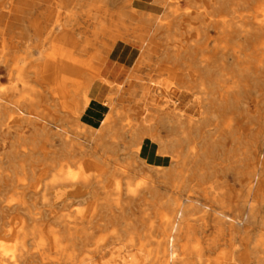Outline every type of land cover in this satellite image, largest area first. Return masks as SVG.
I'll list each match as a JSON object with an SVG mask.
<instances>
[{
  "label": "bare ground",
  "instance_id": "1",
  "mask_svg": "<svg viewBox=\"0 0 264 264\" xmlns=\"http://www.w3.org/2000/svg\"><path fill=\"white\" fill-rule=\"evenodd\" d=\"M48 1L0 0V30L16 33L0 46L1 63L29 47L25 33L39 28L24 16ZM56 1L66 18L54 37L64 49L34 69H6L13 83L0 91L1 146L11 147L0 155V218L14 215L40 248L47 242L70 264H264V0H187V34L175 19L179 0H158L150 12L135 0ZM107 37L110 50L93 53ZM125 45L129 91L114 85L111 112L83 125L91 74ZM229 62L237 71L225 72ZM143 67L146 83L135 84ZM136 87L140 106L118 111ZM21 89L26 96L13 100ZM54 139L61 149L45 144ZM82 139L96 146L78 147ZM76 206L72 216L57 212ZM62 238L73 243L62 248ZM91 245L93 255H84ZM25 247L6 258L12 249L0 243V264H35Z\"/></svg>",
  "mask_w": 264,
  "mask_h": 264
},
{
  "label": "rangeland",
  "instance_id": "2",
  "mask_svg": "<svg viewBox=\"0 0 264 264\" xmlns=\"http://www.w3.org/2000/svg\"><path fill=\"white\" fill-rule=\"evenodd\" d=\"M112 1H116V0H109V3H112ZM180 4H179V12L176 14L175 19L179 20V26L181 28V34H187V33H193V31L191 30L190 26H189V22H185L184 20H190L191 16H184L182 13L187 10V8H189V4L187 3V0H179ZM135 2H137V0H135ZM59 1L56 0H51L50 2L48 1L46 2H40L37 6H34L35 9L32 12V14L30 16H24L26 18H28L29 20L31 19H37V26H38V31L35 30L34 32V28H28L27 32L25 33V36H30V44L29 47L27 48H18L14 51H9V53L5 54V58L6 60L4 62H0V91H7L11 86L13 81H9V79L7 78L8 76V70L6 71V69L9 70H16L18 69H34L35 66H39L40 64H43V55H47L49 53H51L54 49L56 50H63L64 49V45L60 42V38H55L54 35L57 34L56 32V27L59 25V23L61 24L63 22V20L66 18L65 17V12L63 9L59 8ZM201 6V5H200ZM197 7H199L198 5L195 7H191L192 11H196ZM116 6L110 5L109 6V10L114 11L116 10ZM136 9L143 11V12H150L147 8H141L138 6H135ZM166 12V9H164V7H160L158 10L157 15L160 16H164ZM20 18V17H19ZM16 19V18H15ZM17 22V19L16 21ZM132 27L136 28V27H141V25H136L137 22L136 21H132ZM130 22H127V24H131ZM52 24V27L54 28V33L49 30V26ZM28 25V23H27ZM83 27L84 24H82ZM17 26H19L17 24ZM30 27V26H29ZM31 29V30H29ZM112 29H115L114 26H112ZM14 31L16 30L13 29ZM195 31V30H194ZM174 34H176L173 31ZM180 33V31H179ZM16 33L14 32H10V31H5L4 34H2L1 30H0V46L3 45V43L5 42L6 45H10V42L13 41V36ZM164 35V34H163ZM29 39V38H28ZM157 41H162V34H160L158 37L155 38ZM104 43H106V46H102V47H95V50L93 53H99L104 55L105 54V50H110V47L113 44V40H111L110 38H106V40L104 41ZM135 44V43H134ZM137 45V44H136ZM138 46V45H137ZM70 51V47L67 48ZM170 65V64H169ZM226 69L225 72L226 73H231L233 71V69L235 71H237V69L233 66L232 63L229 62V64L226 65ZM102 69V68H101ZM145 72L146 69L143 67L139 70V72H137V75H141V77H143V81L142 80H134L135 84H140V83H146L145 82ZM214 75L217 74V70H213L212 72ZM100 73H96V74H91L92 76L90 78H93L91 85L92 88L94 87V85H96L99 80ZM165 78H170V74H166L164 75V79ZM241 80L243 81H250L247 78H242ZM227 81H233L232 79L227 80ZM252 81V80H251ZM117 86L108 85V92H107V96H106V103H108V97L111 94V92H113V90L116 88ZM22 88V87H21ZM130 89V84L128 82H126L124 84L123 87V91L128 92ZM135 89V95H130V94H125L123 96V98L121 100H119L118 102L115 103V107L117 108L118 111L123 112L124 109L127 108H138V106H140L138 103H136V101H138L140 99V89L139 87L133 88ZM28 93L27 89H21L16 96L13 98V100H21L24 96H26V94ZM254 98V97H253ZM264 100V97L262 98ZM106 108V114L105 116H107L111 110L112 107L109 105H107ZM84 111L81 114V118L83 115ZM258 114L263 115L264 116V101L261 102L260 104V110H258ZM81 123L83 125L86 126V123L81 120ZM100 125V124H99ZM56 129H53L52 132H55ZM88 135V134H87ZM81 137H83L84 139L87 137L84 134L81 135ZM84 139L82 140H78L75 141V143L77 144L78 147H80V145H84V146H96L95 143H88V141H84ZM1 139H0V155L2 156L4 153L9 152L11 150L10 144H8V146L6 147V149H4L1 146ZM73 142H70V144ZM48 148H50L52 151L53 150H59L61 149V147H63V143L59 140V139H54L53 141V145L50 143H45ZM76 145V146H77ZM53 146V147H51ZM115 146H120L122 147V141H118ZM112 153V152H111ZM79 157H77L76 159H78ZM14 161H21L20 159L18 160H14ZM58 161L61 162H65L64 158H60ZM3 162H7V160L5 159ZM0 162V165H2V167L5 169V167H7L6 165H3ZM13 162V161H12ZM6 170V169H5ZM10 194V193H9ZM77 208L79 207H72L70 209H66V210H58V214L60 215H64L66 217H68V215H75ZM14 217V215H11L9 218L7 219H1L0 220V243H3L5 246L9 247L10 249H12V251L6 256V258H10L11 254L14 253L16 256H18L23 248V245H25V250L28 251L31 255L29 256L28 259H31L34 261L35 264H70L68 262H66L63 258V256H61L58 253H49L48 252V248L49 246L47 245V242H45L44 247L40 248L38 246V242L39 240H35L33 238H31V236L27 235L30 231V228H26L24 229L23 227L19 226L17 224L16 221H12V218ZM68 222H70L69 227L72 229V232H74L76 226L75 224L72 223V218H67ZM52 228L54 230H60L62 233H64L63 229L61 230L60 226L57 225H53ZM109 231L107 232H103V235H105V241H104V245L105 246H109L110 244V239L106 236V234H108ZM60 247L64 248L67 247V245H69L70 243H73L72 241L62 238L60 241ZM68 248V247H67ZM76 250L78 249V247H75ZM111 248V247H110ZM88 250L86 251V256H92L93 255V250L95 249V246H89L87 248ZM110 249H107V253L105 254L104 258L105 260H108L112 257V253L109 251ZM75 258L78 261L79 259H81L84 255L80 252V251H76L75 253ZM73 264V263H72Z\"/></svg>",
  "mask_w": 264,
  "mask_h": 264
},
{
  "label": "crops",
  "instance_id": "3",
  "mask_svg": "<svg viewBox=\"0 0 264 264\" xmlns=\"http://www.w3.org/2000/svg\"><path fill=\"white\" fill-rule=\"evenodd\" d=\"M158 0H137L135 5L141 8H154L157 9L159 4ZM127 48L129 50H127ZM129 45L124 46V50L119 49V47L114 49V55L109 58L104 66L102 67L99 77V82L91 88L90 105L84 111L81 120H83L88 126H98L104 119L106 114V96L108 92V85H121L127 80L130 72L132 71L131 65L129 63L130 51Z\"/></svg>",
  "mask_w": 264,
  "mask_h": 264
}]
</instances>
